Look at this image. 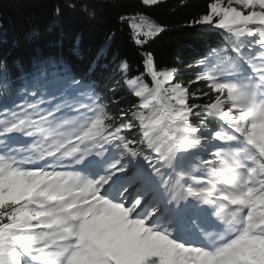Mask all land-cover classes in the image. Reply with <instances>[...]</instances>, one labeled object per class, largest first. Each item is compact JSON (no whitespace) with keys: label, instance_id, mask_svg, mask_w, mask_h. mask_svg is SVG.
<instances>
[{"label":"snow or ice","instance_id":"1","mask_svg":"<svg viewBox=\"0 0 264 264\" xmlns=\"http://www.w3.org/2000/svg\"><path fill=\"white\" fill-rule=\"evenodd\" d=\"M120 21L141 48L165 31ZM186 27L221 36L206 91L143 51L140 75L118 65L138 98L119 115L58 58L0 105V264H264V0H207Z\"/></svg>","mask_w":264,"mask_h":264},{"label":"trees","instance_id":"2","mask_svg":"<svg viewBox=\"0 0 264 264\" xmlns=\"http://www.w3.org/2000/svg\"><path fill=\"white\" fill-rule=\"evenodd\" d=\"M82 2L0 0V104L12 105V87L29 79L39 61L58 58L67 61L78 75L93 78L103 96L109 98L111 110L119 115L138 103V98L121 86V61L128 63L129 77L140 75L141 53L150 51L158 69L175 68L176 82L189 86L202 70L196 62L221 39L218 32L186 27L190 19L205 10L207 0H160L154 6L143 5L142 0H88L95 9L94 19L81 12ZM134 14L165 28L144 48L134 44L131 29L120 21L121 16ZM109 37H113L110 44ZM94 64L97 67L93 71ZM144 79L151 84L150 77ZM6 84L11 87L3 88ZM190 87L192 92L207 90L201 83ZM112 89L117 90L114 100ZM22 93L23 88L16 94ZM21 102L16 98V103Z\"/></svg>","mask_w":264,"mask_h":264}]
</instances>
